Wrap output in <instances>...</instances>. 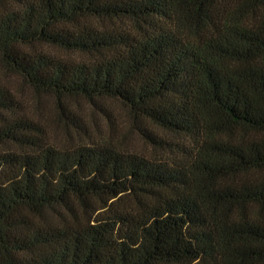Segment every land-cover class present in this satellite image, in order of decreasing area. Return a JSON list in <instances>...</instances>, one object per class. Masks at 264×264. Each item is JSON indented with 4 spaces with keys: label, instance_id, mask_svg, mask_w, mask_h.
<instances>
[{
    "label": "trees",
    "instance_id": "1",
    "mask_svg": "<svg viewBox=\"0 0 264 264\" xmlns=\"http://www.w3.org/2000/svg\"><path fill=\"white\" fill-rule=\"evenodd\" d=\"M0 61L78 135L0 78V264H264V0H0ZM69 98L122 103L152 154Z\"/></svg>",
    "mask_w": 264,
    "mask_h": 264
},
{
    "label": "rangeland",
    "instance_id": "2",
    "mask_svg": "<svg viewBox=\"0 0 264 264\" xmlns=\"http://www.w3.org/2000/svg\"><path fill=\"white\" fill-rule=\"evenodd\" d=\"M38 47L59 57H80L78 54L68 53L55 47ZM0 78L15 94L22 109L45 125L50 143L62 147L77 140L75 122L66 120L55 97L37 93L20 75L7 70L1 61ZM61 103L62 106L72 108L70 110L74 111V115L66 110L67 115L76 117V124L85 125L95 136L94 138L109 139L123 150L152 154L154 147L142 135L139 127L141 124L136 123L129 110L119 101L98 99L90 102L84 98H69Z\"/></svg>",
    "mask_w": 264,
    "mask_h": 264
}]
</instances>
